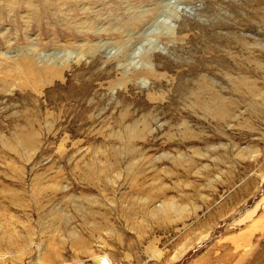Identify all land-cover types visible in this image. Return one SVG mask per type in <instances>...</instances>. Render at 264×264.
<instances>
[{
    "label": "rangeland",
    "instance_id": "rangeland-1",
    "mask_svg": "<svg viewBox=\"0 0 264 264\" xmlns=\"http://www.w3.org/2000/svg\"><path fill=\"white\" fill-rule=\"evenodd\" d=\"M264 264V0H0V264Z\"/></svg>",
    "mask_w": 264,
    "mask_h": 264
},
{
    "label": "bare ground",
    "instance_id": "bare-ground-1",
    "mask_svg": "<svg viewBox=\"0 0 264 264\" xmlns=\"http://www.w3.org/2000/svg\"><path fill=\"white\" fill-rule=\"evenodd\" d=\"M101 264H106V261L104 259H102Z\"/></svg>",
    "mask_w": 264,
    "mask_h": 264
}]
</instances>
